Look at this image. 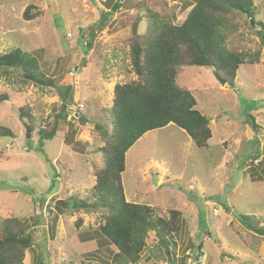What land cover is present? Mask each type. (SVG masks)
I'll list each match as a JSON object with an SVG mask.
<instances>
[{
    "label": "rangeland",
    "instance_id": "374dc122",
    "mask_svg": "<svg viewBox=\"0 0 264 264\" xmlns=\"http://www.w3.org/2000/svg\"><path fill=\"white\" fill-rule=\"evenodd\" d=\"M142 1L163 12L181 0L0 2V55L16 49L33 54L40 73L57 84L24 85L22 72L0 71V90L11 98L0 104V125L15 134L0 138V227L10 217L27 223L35 247L27 252L25 264H39L36 257L44 264H111L108 246L95 247L89 240L105 223L103 212L79 211L77 206L93 204L97 172L104 167V153L97 151L106 143L97 126L107 123L114 99L113 86L106 84L138 79L129 39L146 31L137 7ZM253 2L256 21L264 24V0ZM116 3L120 8L112 14ZM28 6L43 15L25 20ZM104 13L109 15L103 18ZM187 15L181 13L178 23ZM263 36L262 26L245 23L229 38L233 52L261 51L259 64L247 62L240 68L234 87L222 85L213 70L181 69L178 86L191 91L197 109L211 119L208 148H197L171 124L144 135L126 155L122 180L127 201L147 205L163 219H170L173 209L182 212V230L169 237L174 264H264V239L239 220L240 215L264 220ZM67 88L70 93L65 95L61 89ZM24 105L35 118L32 149L19 117ZM64 106L67 120L60 121L58 136L41 140L38 131L63 113ZM254 120L258 129L252 127ZM156 175H161L157 187ZM60 200L62 210L56 206ZM146 243L138 264H169L157 249L154 232Z\"/></svg>",
    "mask_w": 264,
    "mask_h": 264
},
{
    "label": "trees",
    "instance_id": "16d2710c",
    "mask_svg": "<svg viewBox=\"0 0 264 264\" xmlns=\"http://www.w3.org/2000/svg\"><path fill=\"white\" fill-rule=\"evenodd\" d=\"M119 6L116 3L111 13L119 10ZM137 7L141 19L147 23L144 34L134 32L129 39L131 65L138 79L115 87L113 106L109 110L111 116L106 124L97 126L106 145L97 151L104 153V167L97 172L96 199L93 204L83 201L81 205L74 206L79 211L84 209L93 213L98 209L103 212L105 223L93 235L95 239L90 237L89 240L95 247L98 244L108 246L111 264H138L150 232L155 233L157 249L166 262L174 264V259H168L169 255L173 258V242L169 237L182 230V212L173 209L170 219H163L157 217L151 207L127 201L122 180L126 171V155L144 135L171 124L185 131L197 148H208L212 139L211 119L197 109L193 93L178 86L181 69L199 67L213 70L230 87H234L240 68L247 62L259 64L261 51L254 55L233 52L228 49V40L245 23L252 25L251 20L263 30L264 24L256 21L253 0H181L163 12L152 10L143 1ZM186 11V19L179 24V15ZM42 15L43 11L28 6L23 17L32 21ZM108 15L105 13L103 18ZM87 46L91 48L92 44ZM0 71L4 75L22 72L24 75L20 82L24 85L34 82L43 87L57 85L54 79L40 73L37 58L21 49L0 55ZM61 91L65 95L70 93L68 88ZM8 102L11 98L0 90V104ZM66 111L67 106H64L63 113L56 114L53 122L38 131L41 140H55L60 121L67 120ZM19 117L33 137L35 118L29 106L19 108ZM252 127L258 129L256 120ZM0 138H15V134L9 127L0 125ZM239 220L251 233L264 239V220L247 215H240ZM34 247L32 231L26 222L14 217L2 221L0 264H25L27 252ZM198 249L201 250L202 246ZM36 262L44 264L38 257ZM80 264L104 263L89 260Z\"/></svg>",
    "mask_w": 264,
    "mask_h": 264
},
{
    "label": "water",
    "instance_id": "95a60500",
    "mask_svg": "<svg viewBox=\"0 0 264 264\" xmlns=\"http://www.w3.org/2000/svg\"><path fill=\"white\" fill-rule=\"evenodd\" d=\"M252 24L254 25V22H252ZM215 73V77L217 78V80L222 84V85H225L227 84V82L225 80H223L220 76H218V74L216 72ZM28 79L30 80H33L34 81V78L28 76ZM27 128V140H28V148L29 149H32V146H31V140H32V133L30 132V129L28 126H26ZM154 185L157 187L159 185V177L156 175L155 178H154ZM64 201L63 200H60L57 202L56 206L58 207H61L63 208L64 206ZM167 254L169 255V252H167ZM169 258V261H171V258H170V255L168 256Z\"/></svg>",
    "mask_w": 264,
    "mask_h": 264
},
{
    "label": "crops",
    "instance_id": "0c3cea01",
    "mask_svg": "<svg viewBox=\"0 0 264 264\" xmlns=\"http://www.w3.org/2000/svg\"><path fill=\"white\" fill-rule=\"evenodd\" d=\"M111 12V11H110ZM105 14V13H104ZM121 77V76H120ZM120 77H117V80L120 79ZM105 84V83H104ZM119 83H117L116 81H111L110 83L106 84L107 86H113V89L115 91V87L118 85ZM120 84H126V83H120ZM113 106V105H112ZM203 114V113H202ZM185 132V131H184ZM186 133V132H185ZM213 133V132H212ZM189 137V136H188ZM190 138V137H189ZM191 142L193 141L191 138H190ZM159 179H161V175L159 176ZM162 183H163V180H162Z\"/></svg>",
    "mask_w": 264,
    "mask_h": 264
},
{
    "label": "built area",
    "instance_id": "2783aa9c",
    "mask_svg": "<svg viewBox=\"0 0 264 264\" xmlns=\"http://www.w3.org/2000/svg\"><path fill=\"white\" fill-rule=\"evenodd\" d=\"M216 211V213L218 212V210H215Z\"/></svg>",
    "mask_w": 264,
    "mask_h": 264
}]
</instances>
